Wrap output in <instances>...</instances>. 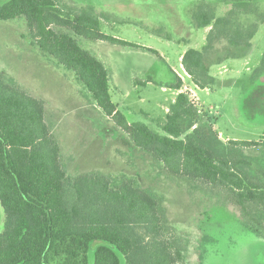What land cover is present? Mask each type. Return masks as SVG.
I'll use <instances>...</instances> for the list:
<instances>
[{"label":"trees","instance_id":"trees-1","mask_svg":"<svg viewBox=\"0 0 264 264\" xmlns=\"http://www.w3.org/2000/svg\"><path fill=\"white\" fill-rule=\"evenodd\" d=\"M224 2L234 6L226 17H217L209 3L198 7L193 21L197 28H210L206 46L190 49L181 58L201 89L210 80L207 53L216 42L248 49L257 34L256 27L245 28L236 20L239 12H254L257 0ZM20 18L26 21L32 45L73 72L97 107L167 174L222 194L240 209L246 225L264 226V167L242 151L264 148V142L218 143L216 135L212 139L210 131L197 127L199 113L181 92L169 108L162 134L143 123L128 122L112 100L109 71L82 48L80 40L137 45L104 34L101 18L91 8L76 10L61 0L0 4V21ZM263 75L264 54L255 71V76ZM175 77L168 88L181 91L183 81ZM0 204L5 213L0 264L187 263L185 243L170 226L161 201L130 179L101 173L70 176L59 141L46 122L45 103L4 73H0Z\"/></svg>","mask_w":264,"mask_h":264},{"label":"rangeland","instance_id":"rangeland-1","mask_svg":"<svg viewBox=\"0 0 264 264\" xmlns=\"http://www.w3.org/2000/svg\"><path fill=\"white\" fill-rule=\"evenodd\" d=\"M8 1L0 0V4ZM61 1L76 10L91 8L101 18L104 34L138 46L80 40L82 48L109 71L112 100L128 122L143 123L162 134L177 97V91L168 88L176 75L183 81V92L195 103L200 116L197 127L210 131L212 139L216 135L215 140L224 144L229 140L264 142V75L255 76L264 54V0H257L254 12L237 15L245 28H257L249 49H234L220 41L207 53L210 80L206 89L192 82L181 63L185 52L206 46L210 28H197L193 16L198 7L209 3L217 17H226L234 9L231 3ZM0 73L45 103L46 122L60 143L70 176L101 173L130 179L161 201L170 226L185 243L186 264H264V226L246 225L240 209L222 194L167 174L161 163L137 148L97 107L73 72L32 45L24 18L0 21ZM149 79L146 85L138 84ZM242 151L264 167L263 147ZM4 224L0 204V233Z\"/></svg>","mask_w":264,"mask_h":264},{"label":"crops","instance_id":"crops-1","mask_svg":"<svg viewBox=\"0 0 264 264\" xmlns=\"http://www.w3.org/2000/svg\"><path fill=\"white\" fill-rule=\"evenodd\" d=\"M248 49H249V48H248ZM180 92H181V91H177V95H178ZM174 101H175V100H174ZM174 101H173V102H174ZM45 107H46V106H45ZM118 109H119V108H118ZM110 120H111V119H110ZM59 144H60V143H59ZM61 150H62V149H61Z\"/></svg>","mask_w":264,"mask_h":264},{"label":"built area","instance_id":"built-area-1","mask_svg":"<svg viewBox=\"0 0 264 264\" xmlns=\"http://www.w3.org/2000/svg\"><path fill=\"white\" fill-rule=\"evenodd\" d=\"M181 93H185V92H183V90H181ZM187 94V93H186ZM192 101V100H191ZM192 103L195 105V103L192 101Z\"/></svg>","mask_w":264,"mask_h":264}]
</instances>
